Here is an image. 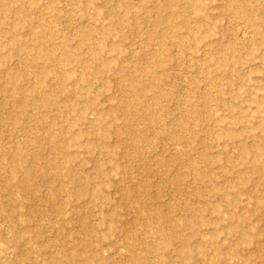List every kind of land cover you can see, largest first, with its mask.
<instances>
[{"label": "rangeland", "instance_id": "374dc122", "mask_svg": "<svg viewBox=\"0 0 264 264\" xmlns=\"http://www.w3.org/2000/svg\"><path fill=\"white\" fill-rule=\"evenodd\" d=\"M0 200L14 264H264V0H0Z\"/></svg>", "mask_w": 264, "mask_h": 264}, {"label": "bare ground", "instance_id": "6f19581e", "mask_svg": "<svg viewBox=\"0 0 264 264\" xmlns=\"http://www.w3.org/2000/svg\"><path fill=\"white\" fill-rule=\"evenodd\" d=\"M60 188L64 189V187H60ZM10 201L8 200L4 203H1L3 201L0 200V204L7 205L3 207L5 212L0 211V233L4 231L3 233L12 234L13 231L16 232L15 228L17 227V224H19V220H18L19 218L15 217L14 214L10 212V207H9ZM16 237L21 239L22 235H20L19 233V235H16ZM15 247L16 245L11 244L9 241H3L0 239V264H14L16 259L15 250L17 248Z\"/></svg>", "mask_w": 264, "mask_h": 264}]
</instances>
